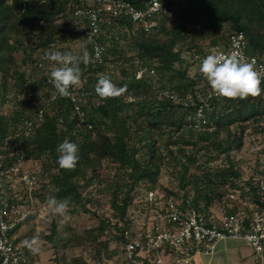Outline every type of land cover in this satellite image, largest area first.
I'll return each instance as SVG.
<instances>
[{
  "label": "trees",
  "instance_id": "trees-1",
  "mask_svg": "<svg viewBox=\"0 0 264 264\" xmlns=\"http://www.w3.org/2000/svg\"><path fill=\"white\" fill-rule=\"evenodd\" d=\"M124 1L140 8L149 0ZM158 1L172 13V19L157 14L148 19L155 24L148 26L117 16L101 24L95 35L102 49L101 60L81 64V84L71 86V95L62 97L48 81L55 65L44 56L49 50L79 55L82 50L75 51L72 46L76 41L86 44L91 54L86 39L89 22L75 14L76 8L87 3L0 0V106L9 94L12 97V109L0 111V178L4 180L3 173L14 164L19 149L25 156L37 158L40 166L32 211L9 234L14 242L25 239L26 230L20 235L18 230L38 218L49 197H70L69 215L88 213L98 221L82 230L66 222L61 229L51 215L47 233L38 231L47 245L59 249L62 262L54 258L51 264H98L109 258V241L99 239L104 227L117 228L114 239L124 245L133 236L125 235L131 222L128 210L141 197L140 186L162 193L165 199L182 200L184 209L200 206L206 215L215 199L226 215L238 212L242 201L264 209L255 179L264 176V167L257 159L253 173L243 179L230 157L243 145L246 124L256 123L264 134V81L259 97L205 101L211 87L196 63L183 55L191 59L193 53L225 50L229 35L236 30L244 34L246 53L264 63V0ZM192 65L196 71L190 76ZM101 74L118 87L126 85V91L117 98H100L95 86ZM205 102L212 110L205 128L199 129L187 116ZM40 110L38 121L35 116ZM27 121H32V126L25 134ZM65 139L79 146L74 170L58 164L57 148ZM263 151L264 147L258 155ZM221 156L222 165H210ZM162 167L176 171V189H159ZM235 191H239L237 197L230 199ZM101 192L109 195L114 223L90 208L91 204L101 205ZM11 193L6 194L8 205L18 201ZM244 207L249 213L248 206ZM119 222L123 225L118 226ZM74 248L81 253L69 256L67 251ZM23 249L28 264L39 254L24 244ZM84 253L90 262L83 258ZM152 259L151 254L144 264H153Z\"/></svg>",
  "mask_w": 264,
  "mask_h": 264
},
{
  "label": "built area",
  "instance_id": "built-area-1",
  "mask_svg": "<svg viewBox=\"0 0 264 264\" xmlns=\"http://www.w3.org/2000/svg\"><path fill=\"white\" fill-rule=\"evenodd\" d=\"M76 8L75 14L83 15L89 22L86 39L92 46V61L101 60L102 49L95 40V35L101 30V24L110 22L113 17H128L133 22H142L148 26L155 24L148 20L157 14H166L173 18L171 12L161 5L158 0H149L144 7H136L124 0H80L81 6ZM95 16V20L92 17ZM246 41L241 31L234 30L229 35L228 47L225 50L211 49L208 53H193L192 61L199 70L203 58L209 54L241 53V58L246 61H255L256 68L260 71L264 81V63L257 57L250 56L245 51ZM141 71L137 73L139 76ZM202 75V73H201ZM203 78H205L202 75ZM49 81V79H48ZM166 94V93H165ZM175 97V95H170ZM204 100L222 98L207 89ZM193 104V102H191ZM208 102L198 104L188 114L189 123L199 129H204L207 118L211 112ZM38 121L42 118V111L35 116ZM32 126V121L25 123V134ZM208 128V127H207ZM206 128V129H207ZM259 164L264 167V151L260 155ZM39 161L34 157H27L19 149L14 164L7 169L4 180H0V264H28V255L23 249V243L14 242V237L9 234L16 225L22 224L31 213L36 200L33 191L39 186ZM258 182V194L264 202V176L255 177ZM11 183L9 184V182ZM11 194L18 201L8 205L6 194ZM145 200L151 211L149 226L131 238L123 245V255L120 264H144L152 254L153 264H163L162 256L169 255L172 264H190L195 254H210L216 244L224 239L238 240L250 247L255 254L264 253V209H258L252 203L242 201L238 212L215 216L206 215L201 207H181L182 200L163 198L157 191H144ZM239 191L230 194V199L237 197ZM186 199V203H189ZM248 206V211L244 209Z\"/></svg>",
  "mask_w": 264,
  "mask_h": 264
},
{
  "label": "clouds",
  "instance_id": "clouds-1",
  "mask_svg": "<svg viewBox=\"0 0 264 264\" xmlns=\"http://www.w3.org/2000/svg\"><path fill=\"white\" fill-rule=\"evenodd\" d=\"M95 20V16L92 17ZM82 52L77 55L71 51H47L44 58L54 64L50 70L49 83L62 97L71 95L69 88L81 84L82 70L80 65H88L92 61L91 54L87 51L86 44L82 45ZM200 73L207 79L211 89L218 96L227 99H245L249 96L259 97L262 93L261 74L257 70L255 61H246L241 58V53L209 54L202 59ZM127 89V86L118 87L108 75L101 74L95 86L96 94L103 99L117 98ZM57 151L59 167L74 170L77 166L79 146L75 142L65 139L59 144ZM70 197L57 200L49 197L47 208L53 215L61 217L60 223L64 224L71 219L69 215ZM41 237L37 232L24 245L33 253L40 251Z\"/></svg>",
  "mask_w": 264,
  "mask_h": 264
},
{
  "label": "rangeland",
  "instance_id": "rangeland-1",
  "mask_svg": "<svg viewBox=\"0 0 264 264\" xmlns=\"http://www.w3.org/2000/svg\"><path fill=\"white\" fill-rule=\"evenodd\" d=\"M75 48V51L82 50L81 42L76 41L72 45ZM185 58L188 60L190 59V56L188 54H183ZM196 71V66L192 65L188 69V74L190 76H193ZM201 87L202 85L199 84ZM12 109V97L11 94L7 96L6 101L0 106V111L5 113L8 110ZM246 130L244 132V138H243V145L239 150H234L231 152L230 157L235 161L237 164L236 166L240 170V173L242 175L243 179H246L249 175H251L253 172V167L259 159L260 155H258L259 149L264 147V134L262 131L258 130L260 126H258L256 123L251 122L246 124ZM234 129V127H232ZM221 135H224L222 133ZM223 156L220 158H216L215 160L211 161L210 165L216 166V165H222ZM178 169V168H177ZM7 170L3 173L6 174ZM3 175V177H4ZM176 171L173 170V168L170 167H162L160 171V175L158 177L157 185L159 189L162 191L165 187L176 189L178 186V179L176 178ZM1 180V178H0ZM11 181L9 182V184ZM140 193L141 197L138 198L133 204L128 212L130 213V223L127 226V233L125 235H130L133 233V236L140 233L142 229H146L149 226V222L151 221V211L149 209V206L145 200V193L144 188L140 186ZM192 191V189H190ZM158 192V191H157ZM160 193V192H158ZM162 194V193H160ZM100 202L101 205L97 206L96 204H91L90 208L95 210L97 213L102 215L103 217H108L112 223L115 222L114 219L111 218V208L109 206V195L105 192H101L100 194ZM39 205V203H37ZM36 204V205H37ZM44 208V209H43ZM208 210L210 212H215L216 214H222L224 213V208L217 199H215L212 204L208 207ZM47 213V215H46ZM46 215V218L44 219V216ZM51 212L46 207H41V210L39 211L37 215V219H34L33 221L27 223L23 228H20L18 230V235H20L22 232L26 230L27 236H25V239H23L21 242L23 243L25 240L30 239L31 236L33 237V232L36 231H43L47 233L48 224L50 222L51 218ZM71 219L68 221L71 224H74L78 226V230H82L83 228L89 227V226H96L98 221L93 216L89 215L88 213H77L74 215H70ZM54 218L57 219L59 222V226L62 229L64 224L60 223L61 217L58 215H53ZM123 224L119 222L118 226H122ZM33 229V232H32ZM118 229L114 226L111 227H104V229H101L99 232V239H107L108 242V253L109 258H106L105 260L101 261L98 264H120L122 259V246L123 243L118 239L114 237L118 236ZM242 243V242H241ZM24 244V243H23ZM245 247H242V250H244ZM253 251V250H252ZM80 250L78 248L70 249L67 251V254L69 256H74L80 254ZM264 254V253H263ZM261 254V255H263ZM83 258H85L87 261L90 262L89 257L84 253L82 254ZM57 259L59 262H62L60 257L59 249L57 248L54 250L52 247L47 245L44 240H40V251L38 256L34 257L33 261L29 264H51L53 259ZM209 260V256H203L201 264H205L206 261ZM162 263L163 264H172L171 257L169 255L162 256Z\"/></svg>",
  "mask_w": 264,
  "mask_h": 264
},
{
  "label": "crops",
  "instance_id": "crops-1",
  "mask_svg": "<svg viewBox=\"0 0 264 264\" xmlns=\"http://www.w3.org/2000/svg\"><path fill=\"white\" fill-rule=\"evenodd\" d=\"M209 213L215 216L222 215ZM242 247L245 249L242 250ZM203 256H209L205 264H264V254H255L247 245L231 239L219 241L210 254H195L190 264H201Z\"/></svg>",
  "mask_w": 264,
  "mask_h": 264
}]
</instances>
